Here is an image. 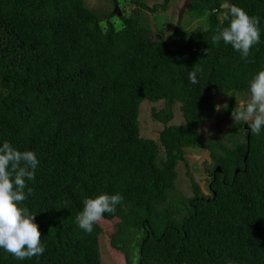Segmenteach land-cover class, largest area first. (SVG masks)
Here are the masks:
<instances>
[{"label":"trees","instance_id":"obj_1","mask_svg":"<svg viewBox=\"0 0 264 264\" xmlns=\"http://www.w3.org/2000/svg\"><path fill=\"white\" fill-rule=\"evenodd\" d=\"M193 1L205 29L179 34L181 16L173 35V26L161 27L169 36L155 32L154 14L171 0H131L129 17L84 0H0V141L37 154L22 206L35 214L45 246L23 261L0 250V264H103L101 228L85 233L76 215L85 197L116 192L124 201L101 220L123 216L136 229L135 264H264V133L243 121L226 136L198 131L214 119L220 133L236 96H248L249 79L264 68V0ZM225 3L260 18L261 42L246 59L211 42ZM142 11L151 23L139 21ZM194 68L203 69L195 85ZM217 97L227 107L217 111ZM142 103L163 104L151 110L162 125L156 138L141 135ZM175 105L183 123L168 124ZM187 148L207 153L215 195L191 181L190 198L174 197V169Z\"/></svg>","mask_w":264,"mask_h":264},{"label":"clouds","instance_id":"obj_2","mask_svg":"<svg viewBox=\"0 0 264 264\" xmlns=\"http://www.w3.org/2000/svg\"><path fill=\"white\" fill-rule=\"evenodd\" d=\"M183 6L185 9L188 8V4ZM114 11L119 14L116 7ZM219 16L221 23L210 37L212 44L219 45L223 42L225 46H231L239 53L241 59L248 58L253 46L261 42L260 18L249 15L235 4L227 3L223 5ZM224 22H227L226 26ZM205 51L207 53V49ZM202 72V68L189 71V82L193 85L198 84V77ZM247 93V99L231 110V116L234 121L245 122L250 132L259 136L264 133V68L259 69L249 79ZM221 106L227 107L219 105L216 110L219 111ZM38 165L39 159L34 151L27 149L22 151L7 140L0 141V250L20 261L34 256L39 257L45 251L41 233L35 223V214L22 206V202L33 191L27 186L26 180L35 178ZM204 166V170H207L206 165ZM209 177H212L211 181ZM206 178L208 193L211 194L212 191L215 195L211 188L215 175L207 171ZM123 201L124 197L119 192L85 197L82 209L76 215L77 227L85 233H92L94 224L103 218V214L114 213L116 206Z\"/></svg>","mask_w":264,"mask_h":264},{"label":"rangeland","instance_id":"obj_3","mask_svg":"<svg viewBox=\"0 0 264 264\" xmlns=\"http://www.w3.org/2000/svg\"><path fill=\"white\" fill-rule=\"evenodd\" d=\"M118 6L116 7L124 12L126 16L129 17L131 10L133 8V3L131 0H117ZM189 2L193 3V0H171L170 5L167 9V12H158L154 14V25L155 32L162 33L166 31V29H161V27H165L167 24L174 27L173 31L177 30L176 20L177 15L182 8L183 5L188 4V8L185 9L184 13H182L183 20L180 24L179 34L185 35L189 29L194 27H206L205 17L203 18L200 15V12L189 9L191 6ZM85 5L97 12H108L113 14L115 10V6L113 7L110 3L106 4L105 0H84ZM152 2H149L151 4ZM114 8V9H113ZM130 12V13H129ZM142 15L139 16V21L143 24H149L150 15L147 14L146 11H142ZM129 14V15H128ZM153 16V17H154ZM201 16V17H200ZM169 17H172L171 19ZM110 19L114 22L120 24V19L115 16H111ZM167 23V24H166ZM166 24V25H164ZM167 32V31H166ZM168 33V32H167ZM154 36V33H152ZM169 35V33L167 34ZM171 36V35H169ZM248 96H236L235 100L237 102V106L244 100L247 99ZM216 106L226 105V102L223 101V98L217 97L215 98ZM163 107L162 103L158 104H150V103H142L140 106L139 113V125L141 135L144 137H152L156 138L158 136L159 130H161L162 125L158 122H155L151 117V110L155 108L156 110H160ZM222 107V106H221ZM223 122L220 125L221 132L216 129V121L214 119H210L206 121L204 124L198 127V131L201 132L202 138L207 139L212 134H218L219 136H226L227 130L231 127L232 122L234 121L232 116L224 119H221ZM183 123V118L180 112L177 109V105L174 107V116L172 121L168 124H181ZM220 136V137H221ZM199 148H187L184 150V161L179 162L176 165L175 173L177 174L175 180V189L174 196L175 197H183L190 198L192 196V188L191 181H194L201 192L204 195H209L207 191L208 178H206L207 170H204L205 166L203 164V160H206L209 163L207 153H203V151H199ZM170 202H175V200H170ZM125 219L121 216L116 221L107 222V221H98L97 224L101 228V234L99 236V249L101 252V260L103 264H127V259L125 253L128 251L129 256H131L132 263L135 264V250H133L134 242L131 239L133 233L137 234L135 228L128 227L124 224ZM132 252V253H131Z\"/></svg>","mask_w":264,"mask_h":264},{"label":"water","instance_id":"obj_4","mask_svg":"<svg viewBox=\"0 0 264 264\" xmlns=\"http://www.w3.org/2000/svg\"><path fill=\"white\" fill-rule=\"evenodd\" d=\"M185 6H182V8L180 9L178 15H177V21L176 24L178 25L182 16V13L184 12ZM176 32V29L173 31L172 35ZM215 171L220 172V168L216 167Z\"/></svg>","mask_w":264,"mask_h":264},{"label":"flooded vegetation","instance_id":"obj_5","mask_svg":"<svg viewBox=\"0 0 264 264\" xmlns=\"http://www.w3.org/2000/svg\"><path fill=\"white\" fill-rule=\"evenodd\" d=\"M210 178V181L212 180V177H209ZM210 185V184H209Z\"/></svg>","mask_w":264,"mask_h":264}]
</instances>
